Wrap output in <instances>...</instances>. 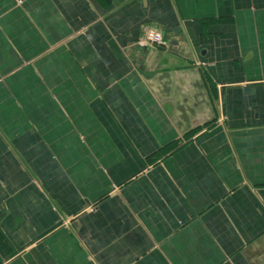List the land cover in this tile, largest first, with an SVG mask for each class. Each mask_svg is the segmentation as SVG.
Returning <instances> with one entry per match:
<instances>
[{
    "label": "crops",
    "instance_id": "crops-1",
    "mask_svg": "<svg viewBox=\"0 0 264 264\" xmlns=\"http://www.w3.org/2000/svg\"><path fill=\"white\" fill-rule=\"evenodd\" d=\"M0 264H264V0H0Z\"/></svg>",
    "mask_w": 264,
    "mask_h": 264
},
{
    "label": "built area",
    "instance_id": "built-area-1",
    "mask_svg": "<svg viewBox=\"0 0 264 264\" xmlns=\"http://www.w3.org/2000/svg\"><path fill=\"white\" fill-rule=\"evenodd\" d=\"M167 45L163 34L156 29L146 30L144 36L141 38L138 46L143 50L157 49Z\"/></svg>",
    "mask_w": 264,
    "mask_h": 264
}]
</instances>
